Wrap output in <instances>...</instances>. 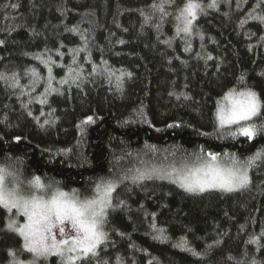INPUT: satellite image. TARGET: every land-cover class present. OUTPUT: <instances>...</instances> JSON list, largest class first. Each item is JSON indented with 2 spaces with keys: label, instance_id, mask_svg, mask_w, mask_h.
<instances>
[{
  "label": "trees",
  "instance_id": "16d2710c",
  "mask_svg": "<svg viewBox=\"0 0 264 264\" xmlns=\"http://www.w3.org/2000/svg\"><path fill=\"white\" fill-rule=\"evenodd\" d=\"M154 2L0 0V73L8 77L0 80V166L14 174L19 190L41 177L52 185L41 190L44 196L59 188L84 200L101 177L118 181L106 241L90 264H264V161L250 167L249 185L234 192L193 194L155 177L124 179L138 169L171 166L176 157L212 152L246 160L264 149V132L232 138L216 120L232 89L254 91L264 105V23L249 16L258 0H218L197 17L189 37L176 35L185 0L145 23L141 11L152 13ZM256 13L264 14V3ZM75 48L86 50L72 64ZM37 55L55 61L52 87L59 92H49L46 104L39 99L48 71ZM69 66L80 79L61 84ZM31 69L40 74L35 90ZM13 74L19 87L10 86ZM89 116L93 122L84 124ZM255 123L264 124V115ZM11 218L0 207V264L31 262L8 228ZM36 264H61V257Z\"/></svg>",
  "mask_w": 264,
  "mask_h": 264
},
{
  "label": "snow or ice",
  "instance_id": "6c2138e0",
  "mask_svg": "<svg viewBox=\"0 0 264 264\" xmlns=\"http://www.w3.org/2000/svg\"><path fill=\"white\" fill-rule=\"evenodd\" d=\"M261 3H264V0H258L256 8H259ZM173 4H175V0L154 2L150 6L152 13L145 14L141 11L144 22L149 23L155 13H160L162 19L163 16L168 15L165 6ZM217 6L218 0H211L206 6L202 0H185L183 7L178 9L179 15L175 17L178 21L176 35L191 36L197 17L205 14L206 8H217ZM11 7L16 8L18 6L12 4ZM256 8L249 13V16L264 23V14L256 13ZM243 23L244 21H241V24ZM158 27L159 25H157ZM70 31H75V29ZM165 43L170 44V41H165ZM0 44H3V41H0ZM85 50V48L69 50L72 55V64L76 63V57L79 53ZM188 50L185 48V51ZM57 54L61 57L64 55L63 53ZM35 58L47 66L48 86L45 88V98L39 99V103L46 104V96L49 92H59V89L52 87L54 77L50 65L54 64L55 61L51 56L43 59L42 55H37ZM208 59H212V57L209 56ZM95 71L94 67L93 72ZM114 74L110 73V75ZM123 75L125 74L121 73L120 76L116 77L118 87ZM127 75L130 76L131 74L128 73ZM69 79L72 83H76L80 79V71L69 66L68 77L62 79L60 83L67 84ZM0 80L7 81L8 77L0 73ZM31 83L33 90L40 83V74L36 69H31ZM10 86L13 88L20 86L17 74L12 75ZM225 100L228 103L220 105L216 112V120L220 129H227L232 138L243 136L248 140H253L257 135L264 132V124L258 127L255 123V118L264 115L262 113L264 105L261 104L254 91L236 92L235 89H232L225 96ZM29 115L32 113L29 112ZM43 115L44 113L41 111L40 116ZM34 119L39 122L40 117H34ZM92 122L91 116L83 121L84 124ZM48 123V120L43 121V124ZM16 139L19 140L20 137H16ZM258 160L264 161V149L257 151L244 161L239 160L235 155L225 154L221 157L219 153L209 152L206 156L197 154L192 164L184 162L181 167H172L170 171L157 169L141 171L138 169L136 175L125 176L124 179L137 182L152 179L154 175L161 179L174 177L173 182L178 183L188 193L198 194L209 190L233 192L249 185L248 169ZM13 176L14 174L9 171L8 167L0 166V207L8 212L15 210L18 215L22 214L26 218V222L20 225L15 219L10 220L8 228L23 238L24 249L33 254L32 264H35L36 258L47 257L51 254L60 256L61 264H77V262L86 260L90 264L91 259L98 256L97 249L106 241L107 234L103 227L107 221L108 209L112 206L113 193L118 187V181L101 177L95 185L94 195L91 198L81 200L77 197L75 190L69 194L59 188H55L47 198L44 195L36 194L26 197L20 193L16 186L12 185L10 178ZM30 184L36 190L52 188L51 184L45 185L39 176H35ZM153 227L155 228V225ZM159 231L162 233L164 230L159 229ZM250 242L255 243L256 239ZM179 246H183V244ZM14 264H22V262L15 261ZM252 264H256V262L253 260Z\"/></svg>",
  "mask_w": 264,
  "mask_h": 264
},
{
  "label": "rangeland",
  "instance_id": "374dc122",
  "mask_svg": "<svg viewBox=\"0 0 264 264\" xmlns=\"http://www.w3.org/2000/svg\"><path fill=\"white\" fill-rule=\"evenodd\" d=\"M228 102L224 99L223 101H222V103H220L221 105L223 104V105H226ZM219 126V125H218ZM207 153H209V152H206V153H204V154H201L202 156H206V154ZM220 154V153H219ZM225 154H229V155H234V154H231V153H225ZM224 154V155H225ZM221 155V157H223L224 155H222V154H220ZM180 157H176L175 159H177V160H174L173 162V164H171V166H168V167H159V168H155V169H157V170H171V168L172 167H176V168H179V167H181V165L184 163V162H187V163H189V164H192L194 161H195V157L194 158H190V157H188L187 159H183V160H181V159H179ZM239 159V158H238ZM245 159H247V158H245ZM239 160H241V159H239ZM241 161H244V160H241ZM250 169V168H249ZM249 169H248V175H249ZM152 169H150V170H148V171H151ZM153 177H155V179H159V180H163V181H168V182H170V183H173V184H175L176 186H178V187H180L179 186V184L178 183H174L173 182V179H174V177H172V178H163V179H161V178H159L158 176H153ZM11 179V178H10ZM181 188V187H180ZM181 189H183V188H181ZM184 190V189H183ZM20 191V193L22 194V195H24V196H30V195H33V194H36V195H43L42 194V192H41V190H36L31 184L29 185V189H28V191L27 190H19ZM185 191V190H184ZM25 192H29V195H27V194H25ZM206 192V191H205ZM234 192V191H233ZM70 194V193H69ZM46 198L47 197H49V196H45ZM6 210V209H5ZM15 212V213H14ZM12 215H15V218H11V220L12 219H15L16 221H17V224L18 225H20V224H23V223H25L26 222V218L22 215V214H17L16 213V211L15 210H13L12 211ZM17 233V232H16ZM18 234V233H17ZM19 235V234H18ZM20 236V235H19ZM21 237V236H20ZM21 239L23 240V238L21 237ZM23 243H24V240H23ZM32 254V253H31ZM52 255H56V254H51V255H48V256H52ZM47 256V257H48ZM32 257H33V254H32ZM44 258H46V257H41V258H36L35 259V264L40 260V259H44ZM33 260H34V257H33V259L31 260V262L30 261H25V262H22V264H32V262H33Z\"/></svg>",
  "mask_w": 264,
  "mask_h": 264
},
{
  "label": "flooded vegetation",
  "instance_id": "af4514ba",
  "mask_svg": "<svg viewBox=\"0 0 264 264\" xmlns=\"http://www.w3.org/2000/svg\"><path fill=\"white\" fill-rule=\"evenodd\" d=\"M240 148V147H239Z\"/></svg>",
  "mask_w": 264,
  "mask_h": 264
}]
</instances>
